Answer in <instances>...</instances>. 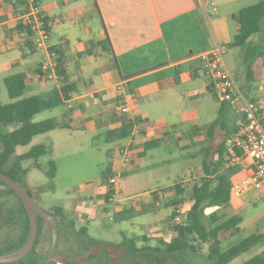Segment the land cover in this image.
I'll return each mask as SVG.
<instances>
[{
    "label": "crops",
    "instance_id": "1",
    "mask_svg": "<svg viewBox=\"0 0 264 264\" xmlns=\"http://www.w3.org/2000/svg\"><path fill=\"white\" fill-rule=\"evenodd\" d=\"M40 2L49 24L52 46L63 52V76L52 79L56 84L54 88L48 89L51 79H44L39 72L46 55L38 61L35 60L34 55L39 50L33 46L32 36L18 17L23 10L22 0H0V73H8L4 78L14 73L25 74L26 96L39 94L49 98L57 90L63 100L60 105H64L65 110L52 118L66 125L65 128H73L71 124H75V128L91 133L92 138L105 140L104 134L120 127L124 118L134 119L136 124L131 135L120 139L123 145L119 148L121 153L128 147L133 154L132 163L120 182V191L128 198L125 202L123 200L118 203L119 208L115 204L114 213L122 211L134 201L137 203V210L152 208L155 212L157 205H162V202L164 204V200L156 203L157 196L153 193L173 183L152 189L147 186L150 178L148 171L166 164L190 161L189 157L196 152L204 154L201 144L184 148L190 142L187 137L205 131V127L215 119L223 117L228 120L224 121L225 126L218 128L216 132L218 139H226L235 130L239 118V109L229 105L222 108V102L218 100L213 89H210L211 82L205 76L196 56L198 52L212 47L217 42L212 40L209 43V39L208 42L204 39L202 24L204 12L207 11L206 1ZM213 2L215 4L212 9L216 10L217 4ZM222 4L223 1H220V5ZM94 10L102 20V28L97 34H93L91 27L85 29L81 25L86 16ZM90 34L92 38L88 37ZM53 35L57 38L56 42H52ZM107 35L112 42L116 60L110 53L97 47L98 42L107 38ZM92 41L98 48L94 54L89 52ZM92 61L98 64L93 65ZM71 65L72 69L69 68ZM87 71L88 74L98 77V80L90 78L89 82H86L84 79ZM63 87L72 89L69 98H65ZM214 99L219 102L220 108L215 112V116L203 125L200 122L203 115L201 109L214 106L213 109L216 110ZM211 102L213 104H210ZM121 105H128L130 111L121 114L118 110ZM69 121L72 123H68ZM186 126L189 128L187 132L183 129ZM160 132H163L161 137L158 134ZM170 145H175L181 151H188L170 157L171 159L155 160L147 164L148 161L158 158L159 150L161 153H168ZM202 161L203 159L198 161L201 163L198 170L190 171L192 169L189 167V176L199 178L203 175ZM112 164L114 172L113 161ZM251 166L252 160L248 157L235 166L239 173L234 176V180L245 177ZM216 183L217 180L212 186ZM104 191L103 185L98 193L101 200H104L101 196ZM131 199L132 203L127 205Z\"/></svg>",
    "mask_w": 264,
    "mask_h": 264
},
{
    "label": "rangeland",
    "instance_id": "2",
    "mask_svg": "<svg viewBox=\"0 0 264 264\" xmlns=\"http://www.w3.org/2000/svg\"><path fill=\"white\" fill-rule=\"evenodd\" d=\"M85 1L90 2L91 0ZM205 1L207 3V11L204 12L205 17H203L204 23L202 24L205 31V41L208 42L209 39L210 43L214 40V42L217 41L228 47L226 60L238 84L247 93L250 92L256 95L259 84L264 81V24L261 33L252 37L253 42L260 47L263 55L257 54L255 58L250 59L247 57L246 47H234L231 44L240 28L239 9L261 0H213L217 4L216 10L210 7L209 1ZM220 1H223L222 5H220ZM86 17V20L81 23L82 28L91 27L93 34H97L102 28L100 16L94 10ZM88 37L92 38V34ZM56 41L57 38L53 35L52 42ZM89 50L91 54H94L96 50L98 51V48L94 46V41L89 45ZM44 56L45 53L39 50L34 55V58L38 61ZM92 62L93 65L98 64L94 63V61ZM99 63H101V59H99ZM69 68L72 69V65ZM7 74L6 72L0 73V100L3 104L11 102L4 84V76ZM90 78L98 80V77L91 73L88 74L87 71L84 80L89 82ZM55 84L56 81L51 79L48 89L54 88ZM213 103H216V110L213 109L214 106L201 109L203 114L202 119H200L201 124L204 125L209 122L220 108L217 100L213 101ZM213 103L211 102L210 104ZM62 110H65L64 105L52 110L43 109L36 115L34 121L52 118ZM231 114L233 113L231 112ZM227 120L224 118L225 122ZM230 121L232 120L230 119ZM68 123L72 122L69 121ZM16 126H8L5 130H12ZM71 126L73 128H56L46 134H39L29 144L16 148L17 154L25 153L34 145L40 143L45 144L49 149L48 154L38 159V163L43 169L37 168L32 159L22 162L24 167L31 168L27 175V187L35 196L37 202L50 212L60 208L63 211L62 222L75 225L77 229H86V233L82 236L84 239L118 241L125 237H131L135 238L139 245L147 243L159 245L161 244V239L169 241V226L178 223L176 216L174 219L171 218L172 213L175 211L174 207H165L162 202V205H157L158 209L155 212L153 211L155 209L147 208L144 214L135 216L131 220H119L114 213L117 203L106 202L98 196L104 185L103 172L108 165H111L113 161L115 165L114 172L117 173L119 171L123 156L119 148L123 145V141L107 142L102 138H92L91 133L75 128V124H71ZM183 129L185 132L189 131L187 126ZM158 134L159 137L163 136V132ZM167 151L169 152L161 153V150H159L157 152L158 158L148 161L147 164H151L155 160L159 161L160 159L172 158L175 155L186 153L188 149L181 151L175 145H170ZM192 155V157H189L190 161L184 160L166 164L148 171L150 178L147 186L153 189L169 183L174 185L182 182L187 193H189L192 183L198 179V176H189V167L192 169L190 171L198 170L201 164V161H198L204 158L202 152H196ZM50 160H54L57 166L54 179H51L45 171L48 169ZM238 173L236 171L234 175L236 176ZM49 185L52 187H49ZM44 186L45 188L41 190V187ZM119 192V198L125 202L128 197L125 193ZM133 199L129 200L127 205H130ZM182 204L177 206L176 210L178 213L176 215L180 216V222L186 221L188 209L190 208L189 200ZM105 208H107V211L104 210ZM208 212L211 213V209ZM208 212L207 214H209ZM218 214L224 216L240 214L243 216L242 231L233 238L234 242L250 235L258 228H262L264 232V189H255L248 194L233 199V203L228 208L219 209ZM190 236L193 238V235ZM197 243L199 244L198 253L202 254L194 252L184 253L177 262L181 264H213V262L206 259L208 258L210 242L197 241L196 245ZM228 243L226 242L225 247L229 245ZM263 247V244L259 243L254 248L239 255L229 264H240L253 256L254 253L262 250Z\"/></svg>",
    "mask_w": 264,
    "mask_h": 264
},
{
    "label": "trees",
    "instance_id": "3",
    "mask_svg": "<svg viewBox=\"0 0 264 264\" xmlns=\"http://www.w3.org/2000/svg\"><path fill=\"white\" fill-rule=\"evenodd\" d=\"M239 22V32L236 34L231 45L234 47H246V54L250 59L255 58L257 54L263 55L260 47L253 42L252 37L255 34H260L263 29L264 0L241 8L239 11ZM24 28L32 36L31 31L25 26ZM32 44L35 47L33 39ZM97 47L104 52L110 53L114 60H116L112 42L108 35L107 38L98 42ZM52 49L58 55V74L63 76V52L56 47ZM39 72L42 75L41 68ZM4 84L6 85L11 102L3 104L0 100V172L11 176L32 194L27 187V175L31 168L24 167L22 162L32 159L37 168L43 169L38 163V159L48 154L49 149L45 144L40 143L34 145L25 153L17 154L16 148L29 144L39 134L50 132L56 128L67 127L54 118L34 121V116L37 113L43 109H51L59 106L63 103V100L57 90L49 98H45L39 94L26 96L27 80L23 73H14L6 76L4 78ZM210 89H213L212 84L210 85ZM71 90L68 87L62 88L65 98H69V92ZM226 105L228 104L222 102V108ZM224 123V118L219 117L205 127V131L194 133V135L187 137L190 142L184 148L195 147L201 144V149L204 152L201 166V173L203 175L194 180L189 193H187L182 182L160 188L153 193L157 196L155 199L156 203L164 200L166 207L175 208V211L171 215L172 219L178 214L176 212L177 206L186 200L190 202L186 221L170 225L169 241L161 239V244L158 245V256L162 259L172 257L177 262V259L184 253L194 252L196 254H202L198 253L199 244L197 243L196 245L197 241H202L210 242L207 254L210 262H213V264H229L232 260L239 257V255L249 251L259 243L264 246V232L262 228H258L250 235L234 242L233 238L242 231L241 223L244 219L243 216L240 214L232 216L218 214L219 209L228 208L233 203V199L237 198L231 189L237 168H226L224 161L227 137L226 139H218L216 132L218 128L225 126ZM135 124L136 121L134 119L124 118L120 127L109 130L104 134L105 140L107 142H113L129 137ZM11 125L17 126L12 130L6 131L5 129ZM45 171L51 179H54L57 171L54 160H50L48 169ZM112 174L113 165L109 164L103 172L105 191L101 195L106 202H110L112 193L106 190ZM215 180H217V183L215 186H212ZM0 184L5 185L8 191L15 193L4 182L0 181ZM49 187L52 186L49 185ZM44 188L45 186L41 187V190ZM135 203L115 213V217L119 220H131L138 214L144 213V209L140 210L141 212L137 210V203ZM210 209L211 213L208 212ZM55 213L61 217L63 216V211L60 208H57ZM41 218L45 222H49L46 217ZM190 235H193V238ZM124 240H135V238L125 237ZM226 242H229L227 247H225ZM240 264H264V247Z\"/></svg>",
    "mask_w": 264,
    "mask_h": 264
},
{
    "label": "built area",
    "instance_id": "4",
    "mask_svg": "<svg viewBox=\"0 0 264 264\" xmlns=\"http://www.w3.org/2000/svg\"><path fill=\"white\" fill-rule=\"evenodd\" d=\"M208 1L212 8L215 3ZM18 17L31 31L35 48L46 55L40 66L43 78L58 79V55L52 49L51 32L40 0H23V10ZM227 51L225 44L216 42L196 56L218 100L239 109L236 128L226 139L224 162L226 167H235L247 157L252 160L249 173L232 184V193L240 197L251 190L264 189V81L259 84L256 95L249 96L228 66ZM118 110L121 114L130 111L128 105H121ZM122 155L119 171L113 172L106 186V190L112 192L110 201L117 205L122 202L119 198L121 177L129 169L133 154L127 147L122 150ZM180 220L176 215V221L182 223Z\"/></svg>",
    "mask_w": 264,
    "mask_h": 264
},
{
    "label": "flooded vegetation",
    "instance_id": "5",
    "mask_svg": "<svg viewBox=\"0 0 264 264\" xmlns=\"http://www.w3.org/2000/svg\"><path fill=\"white\" fill-rule=\"evenodd\" d=\"M31 195L35 199L33 193ZM41 217L45 216L37 212L36 236L27 252L0 264H181L172 257L162 259L158 256V244L139 245L137 240L124 239H84L85 229L64 222L54 227L49 219L45 222ZM55 228L59 240L54 245ZM31 230L30 216L23 201L16 192H10L0 184V255L23 248Z\"/></svg>",
    "mask_w": 264,
    "mask_h": 264
},
{
    "label": "water",
    "instance_id": "6",
    "mask_svg": "<svg viewBox=\"0 0 264 264\" xmlns=\"http://www.w3.org/2000/svg\"><path fill=\"white\" fill-rule=\"evenodd\" d=\"M0 181L10 186L23 201L26 209L28 210L32 225L30 238L23 248L13 253L0 255V262H8L22 256L25 252H27V250L33 244L36 236L37 225H38L37 212L45 216L47 219H49L54 227H56L59 223L62 222L61 219L62 217L56 213L47 211L43 207H41L37 203V201L33 198V196L29 193V191L8 174L0 172ZM53 236H54V245H55L56 242L59 240L58 232L56 228L53 232Z\"/></svg>",
    "mask_w": 264,
    "mask_h": 264
}]
</instances>
